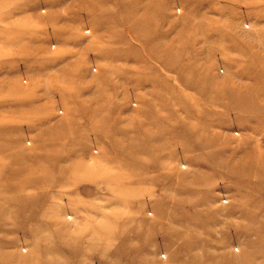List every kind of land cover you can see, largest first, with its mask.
I'll return each instance as SVG.
<instances>
[{"label": "rangeland", "instance_id": "1", "mask_svg": "<svg viewBox=\"0 0 264 264\" xmlns=\"http://www.w3.org/2000/svg\"><path fill=\"white\" fill-rule=\"evenodd\" d=\"M0 264H264V0H0Z\"/></svg>", "mask_w": 264, "mask_h": 264}]
</instances>
